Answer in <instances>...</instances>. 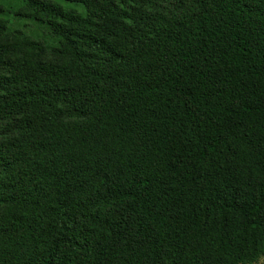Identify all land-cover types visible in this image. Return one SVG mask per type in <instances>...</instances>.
<instances>
[{"label":"trees","instance_id":"16d2710c","mask_svg":"<svg viewBox=\"0 0 264 264\" xmlns=\"http://www.w3.org/2000/svg\"><path fill=\"white\" fill-rule=\"evenodd\" d=\"M262 257L264 0L0 2V264Z\"/></svg>","mask_w":264,"mask_h":264},{"label":"rangeland","instance_id":"374dc122","mask_svg":"<svg viewBox=\"0 0 264 264\" xmlns=\"http://www.w3.org/2000/svg\"><path fill=\"white\" fill-rule=\"evenodd\" d=\"M20 0H0V2H3L7 9L12 10L16 8ZM8 18L10 19V22L12 23L13 27L21 28V31L24 33H35V29H33L32 26H34L31 22L25 20V19H20V20H15L13 13L8 14ZM47 43L53 44L54 41L52 38H48L46 40ZM259 264H264V257H262L259 261Z\"/></svg>","mask_w":264,"mask_h":264}]
</instances>
